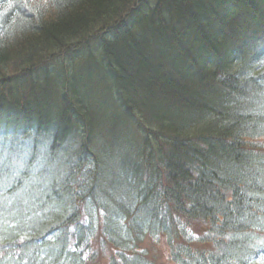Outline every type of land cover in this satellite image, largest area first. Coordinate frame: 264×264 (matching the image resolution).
Returning <instances> with one entry per match:
<instances>
[{"label": "trees", "instance_id": "obj_1", "mask_svg": "<svg viewBox=\"0 0 264 264\" xmlns=\"http://www.w3.org/2000/svg\"><path fill=\"white\" fill-rule=\"evenodd\" d=\"M264 0H0V264H264Z\"/></svg>", "mask_w": 264, "mask_h": 264}, {"label": "rangeland", "instance_id": "obj_2", "mask_svg": "<svg viewBox=\"0 0 264 264\" xmlns=\"http://www.w3.org/2000/svg\"><path fill=\"white\" fill-rule=\"evenodd\" d=\"M264 143V138L262 140ZM141 248L144 249L148 256L151 258L156 257L159 264H172L167 256L168 248L164 245V241L159 239L158 241H152L150 238H145L140 244ZM105 258L101 259L103 264H106Z\"/></svg>", "mask_w": 264, "mask_h": 264}]
</instances>
